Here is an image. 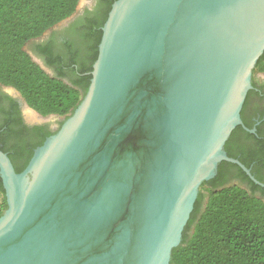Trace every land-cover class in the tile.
I'll use <instances>...</instances> for the list:
<instances>
[{"label": "water", "instance_id": "1", "mask_svg": "<svg viewBox=\"0 0 264 264\" xmlns=\"http://www.w3.org/2000/svg\"><path fill=\"white\" fill-rule=\"evenodd\" d=\"M263 51L264 0L113 1L75 109L22 171L0 150V264H170L221 161L264 186L224 149Z\"/></svg>", "mask_w": 264, "mask_h": 264}, {"label": "trees", "instance_id": "2", "mask_svg": "<svg viewBox=\"0 0 264 264\" xmlns=\"http://www.w3.org/2000/svg\"><path fill=\"white\" fill-rule=\"evenodd\" d=\"M113 1L115 0L109 1L111 3L103 23ZM78 2L79 0H0V83L17 89L26 103L44 116H68L85 94L91 75L68 79V82L62 79L63 73L51 76L32 60L24 47L30 39L42 35L72 15ZM100 38L101 30L91 62L96 59ZM91 69V66L87 68ZM84 70L86 69H79V72ZM255 71H264V51L254 66L253 73ZM238 128L236 126L231 131L224 144L228 156L234 157L229 145ZM10 130L7 123L0 126V150L8 155L15 171L20 172L27 165L34 147H24L21 146L22 143L7 147L3 137L6 139ZM42 142L43 140L36 146ZM20 156L25 158L23 162ZM241 161L249 166L245 158H241ZM228 164L230 163L227 161L218 164L212 186H209L208 180L200 184L193 209L182 231L181 241L172 248L170 264H264V198L255 194V190L260 189L264 193V189L252 183L237 165L235 167L239 175L249 182L250 188L246 189L238 184L218 188L222 185L221 171ZM1 182L0 178L3 195L0 215L6 208L5 190Z\"/></svg>", "mask_w": 264, "mask_h": 264}, {"label": "flooded vegetation", "instance_id": "3", "mask_svg": "<svg viewBox=\"0 0 264 264\" xmlns=\"http://www.w3.org/2000/svg\"><path fill=\"white\" fill-rule=\"evenodd\" d=\"M109 1L112 0H83L80 4L78 2L72 15L42 35L30 39L25 44V50L34 62H38L48 70L49 75L57 76L63 73L62 79L66 82L68 79H78L82 75H91L92 69L87 70V68L92 67L94 62H91V59L100 30L102 33L103 19L111 3ZM79 69L86 70L79 72ZM32 110L34 109L26 103L17 89L0 83V126L7 123L11 128L6 134V139L3 137L7 147L22 143L21 146L34 147V151L36 145L54 134L67 117L49 114V118L40 120ZM240 116L243 125H237L239 128L232 136L229 147L234 157H231L238 159L242 164L244 163L241 158H245L249 162V166L246 167L251 175L264 184V71L252 72L251 88L245 97ZM21 157L19 158L23 162L25 158ZM229 163L234 166L228 164L223 167L220 176L222 185H218V188L238 184L249 189V182L239 175L235 167L237 164ZM242 171L252 183L264 189V186L254 182L243 169ZM214 176L208 179L209 186H212ZM1 183L4 189L3 182ZM255 194L264 198V193L260 189L255 190ZM2 196L0 189V207ZM204 203L203 200V205Z\"/></svg>", "mask_w": 264, "mask_h": 264}, {"label": "rangeland", "instance_id": "4", "mask_svg": "<svg viewBox=\"0 0 264 264\" xmlns=\"http://www.w3.org/2000/svg\"><path fill=\"white\" fill-rule=\"evenodd\" d=\"M83 0H79V4L82 2ZM24 49H26L25 47H24ZM63 116V115H62ZM47 117V116H46ZM63 117H65V115L63 116ZM47 118H49V116L47 117Z\"/></svg>", "mask_w": 264, "mask_h": 264}, {"label": "bare ground", "instance_id": "5", "mask_svg": "<svg viewBox=\"0 0 264 264\" xmlns=\"http://www.w3.org/2000/svg\"><path fill=\"white\" fill-rule=\"evenodd\" d=\"M31 115V114H30ZM32 117V116H31Z\"/></svg>", "mask_w": 264, "mask_h": 264}]
</instances>
